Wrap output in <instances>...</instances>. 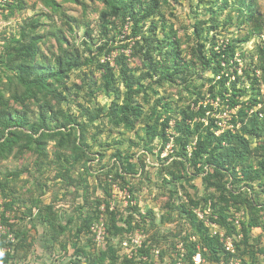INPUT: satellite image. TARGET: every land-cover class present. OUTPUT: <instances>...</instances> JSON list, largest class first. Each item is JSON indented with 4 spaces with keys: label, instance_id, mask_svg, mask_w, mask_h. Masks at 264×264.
Segmentation results:
<instances>
[{
    "label": "rangeland",
    "instance_id": "obj_1",
    "mask_svg": "<svg viewBox=\"0 0 264 264\" xmlns=\"http://www.w3.org/2000/svg\"><path fill=\"white\" fill-rule=\"evenodd\" d=\"M158 1L145 18L152 0L136 16L114 15L111 0H0V100L8 101L0 117L28 119L5 130L18 135L12 150L0 141V264H192L201 224L224 251L204 249L198 264H264L263 158L248 162L252 182L221 170V191L207 187L220 180L208 157L193 158L212 125L215 136L236 133L260 108L264 0ZM229 45L235 57L223 87L207 61L214 46ZM60 58L79 66L58 77ZM22 67L44 83L24 85ZM15 87L24 103L10 100ZM46 106L59 122L51 112L43 118ZM120 106L140 110L132 129ZM183 119L199 131L183 135ZM248 139L264 148L263 137ZM70 141L80 157L73 162L59 158L76 155L60 148ZM210 197L226 200L231 230L213 222Z\"/></svg>",
    "mask_w": 264,
    "mask_h": 264
},
{
    "label": "trees",
    "instance_id": "obj_2",
    "mask_svg": "<svg viewBox=\"0 0 264 264\" xmlns=\"http://www.w3.org/2000/svg\"><path fill=\"white\" fill-rule=\"evenodd\" d=\"M113 2V5L111 7L112 13L116 16H119L122 11H124L125 14H129L132 16L134 13H138L137 11L140 10L142 5V0H111ZM159 1L158 0H152L151 3V9L144 13L145 18H148L152 16L155 13L156 8L158 7ZM133 18V17H132ZM135 19V18H134ZM136 20V19H135ZM138 26H136L134 29L137 30ZM215 46L211 49L210 57L208 58L207 64L211 65L213 68V72L216 76L220 77L219 84L223 87H226L229 83L230 79L232 78L230 73H228L230 68V62L235 57V47L232 45L227 46L226 48H220L218 51L214 49ZM26 55L28 57H33L34 53L27 52ZM207 56H205L204 60H206ZM72 60L71 58L62 59L60 58L58 69L55 71V74L58 77H62V75L65 73V70L67 71L66 67L74 68L79 66V61L76 59L74 64H71ZM264 63V60H263ZM215 64V65H214ZM263 72H264V64L262 66ZM176 70H180V67H176ZM36 70L33 69H27L26 67H22L20 69V80L24 85L27 87H32L33 85H39L43 84L45 79L44 76H41L40 73H35ZM129 71L127 68L122 69L121 75L124 76L125 80V86L132 90L133 88V81H129L128 79ZM114 75L111 71H108L106 74V81H105V87L107 90H109L111 87V79H113ZM10 100L17 101L19 103H24L25 93L24 91H21L17 87L14 89L10 88ZM234 92H237V89L234 87ZM51 94L54 98H56L58 101L61 99L57 92L51 91ZM61 96V95H60ZM259 102L260 108L258 109L257 113L253 115L251 123V127H249L248 124H245L243 127H241L239 130H237L236 133L227 131L222 133L219 136H215L214 131H212L213 125L209 128L207 135H200V141L197 144L196 150L193 151V158L194 161L197 162L198 160L202 159L203 157H208V164L212 167H214V175L218 176L220 178L218 183L212 182L211 179H207V187H214L217 188L219 191L223 189V184L221 183V180L223 178L222 171L221 170H228L233 173H235L236 170H241L244 174V178L248 180L249 182H252L254 180V175L252 168H250V165L248 162L253 159V156H255V153L263 158V161L261 163V167L264 169V148H258V149H251L250 147V141L248 137L251 136H257V137H263L264 138V95L263 99ZM256 102V103H257ZM8 101L0 100V105H7ZM235 104V103H234ZM233 104V105H234ZM48 106V105H47ZM47 106L42 110L43 111V118L46 119L48 117L49 112H51V115H53L50 122H59V117L56 116L54 108L47 109ZM258 104L254 105L252 104L253 108H256ZM51 107V106H50ZM121 111V122L124 124L127 128L132 129L134 127V120H137V117L139 116L140 110L136 108H127L124 106L118 107ZM251 108V107H250ZM185 119L189 121H193L195 119L194 113H185ZM183 119L182 123H180L177 126L178 131H182L183 135L190 136L194 134V132L199 131L200 124H196V128L191 127L188 123H186V120ZM47 120V119H46ZM28 122V119L26 116L21 117L20 119H11L9 118L5 113L0 117V128L3 127V131L0 133V141L2 138H7V146L9 150H12L13 146L17 143V136L11 132L5 133V130L9 128L10 125H13L14 123H21L24 124ZM46 123V121H44ZM46 130H49V126L47 124L43 125ZM16 138V139H15ZM82 138H84V135H82ZM39 144L45 143L43 137L40 138L39 141H37ZM60 148L63 150H67L72 152L74 155L73 157H68L65 155H59V158L64 157L69 162L77 161L80 157L77 155V149L75 146V143L69 142L67 145L64 143H60ZM206 201H211V206L213 209V217H216V219H213V222L215 224H218L222 227H226L228 230H231V225L227 222L228 219V211L229 207L225 206L226 200L222 198L221 204L219 201L213 202V198L210 197L206 199ZM225 202V203H224ZM195 217V215H193ZM201 233H202V242L203 246L201 249H197L193 247L192 253H191V263L196 264L194 262V256L198 255L200 253L201 258L206 257V253L204 252V249H207L211 255H217L223 250L224 247L220 237L211 236L207 229H204L203 224L199 227ZM115 230L118 232L121 230L119 227H115ZM204 231V232H203ZM103 259V255L101 256Z\"/></svg>",
    "mask_w": 264,
    "mask_h": 264
},
{
    "label": "built area",
    "instance_id": "obj_3",
    "mask_svg": "<svg viewBox=\"0 0 264 264\" xmlns=\"http://www.w3.org/2000/svg\"><path fill=\"white\" fill-rule=\"evenodd\" d=\"M226 245H227L226 249H227L228 251H232V252H233V246L231 245V243H227ZM197 260H199V261L201 260V255H200V254L196 255L195 258H194V262H195L196 264L199 263Z\"/></svg>",
    "mask_w": 264,
    "mask_h": 264
}]
</instances>
